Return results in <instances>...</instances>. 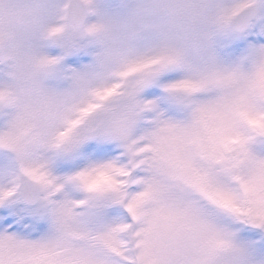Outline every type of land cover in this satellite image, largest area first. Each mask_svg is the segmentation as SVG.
I'll return each mask as SVG.
<instances>
[{
	"label": "snow or ice",
	"instance_id": "6c2138e0",
	"mask_svg": "<svg viewBox=\"0 0 264 264\" xmlns=\"http://www.w3.org/2000/svg\"><path fill=\"white\" fill-rule=\"evenodd\" d=\"M138 18L148 42L46 131L0 130V264H264V0H148ZM218 37L245 54L222 60Z\"/></svg>",
	"mask_w": 264,
	"mask_h": 264
},
{
	"label": "clouds",
	"instance_id": "9594fccd",
	"mask_svg": "<svg viewBox=\"0 0 264 264\" xmlns=\"http://www.w3.org/2000/svg\"><path fill=\"white\" fill-rule=\"evenodd\" d=\"M98 0H0V66H6L8 79L0 83V109L11 108L17 117H30L37 131H46L47 114L62 110L72 96L88 87V77L103 74L131 47L143 46L153 34L138 18V9L148 0H135L121 16L101 11ZM94 8L95 12H89ZM98 19L89 22L88 17ZM155 23H159L156 21ZM95 26V28H93ZM60 32L51 35L53 28ZM53 40L68 49L83 42L99 47L96 63L76 72L67 89H57L48 81L56 74V63H45L49 56L42 42ZM59 121H56L59 126Z\"/></svg>",
	"mask_w": 264,
	"mask_h": 264
},
{
	"label": "rangeland",
	"instance_id": "374dc122",
	"mask_svg": "<svg viewBox=\"0 0 264 264\" xmlns=\"http://www.w3.org/2000/svg\"><path fill=\"white\" fill-rule=\"evenodd\" d=\"M134 3L135 0H98L97 6L101 11L118 13L124 16L131 10ZM97 19L98 17L96 15H91L89 22H94ZM239 43L240 41L236 39L218 37L216 41L217 55L222 60L226 61L229 59H238L245 54L247 49H244V51L240 49V51L236 52L234 55L226 54ZM41 50L49 57L60 58L58 70L48 83L57 89L63 90L70 87L74 73L88 70L95 65V58L96 54L99 52V47L85 41L75 48L68 49L53 40H47L42 42ZM63 52H66L68 58L62 59ZM7 71L8 69L6 66H0V83L8 79ZM14 114V109H0V130H6V126ZM258 151L261 155H264V147H261Z\"/></svg>",
	"mask_w": 264,
	"mask_h": 264
}]
</instances>
